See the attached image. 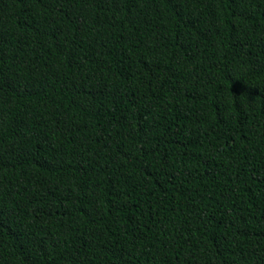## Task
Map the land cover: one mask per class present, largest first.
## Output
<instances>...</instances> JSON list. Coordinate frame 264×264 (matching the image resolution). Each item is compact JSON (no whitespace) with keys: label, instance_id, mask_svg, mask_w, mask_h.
<instances>
[{"label":"trees","instance_id":"obj_1","mask_svg":"<svg viewBox=\"0 0 264 264\" xmlns=\"http://www.w3.org/2000/svg\"><path fill=\"white\" fill-rule=\"evenodd\" d=\"M0 264H264V0H0Z\"/></svg>","mask_w":264,"mask_h":264}]
</instances>
